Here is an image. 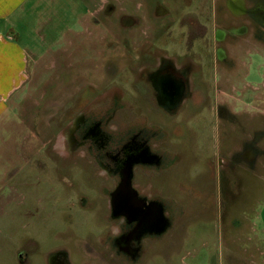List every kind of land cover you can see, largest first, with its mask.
<instances>
[{"label": "rangeland", "instance_id": "374dc122", "mask_svg": "<svg viewBox=\"0 0 264 264\" xmlns=\"http://www.w3.org/2000/svg\"><path fill=\"white\" fill-rule=\"evenodd\" d=\"M255 1H248V7ZM237 6L236 0H44L23 17L21 44L32 59L22 88L8 100V113L0 120V264H22L17 256L22 238L27 233L36 241L44 224L50 232L53 223L46 213L50 210L62 223L69 217L90 222L84 229L88 237L68 224L59 227L60 248L67 252L70 264H114L115 256L105 257L97 244L110 223V210L104 208L108 195L100 193L99 187L110 184L103 176H93L92 186L79 171V165L88 166V151L70 141L68 108L85 86L100 90V97L108 92L107 100L115 106L127 85L125 89L136 92L141 105L137 90L130 86L128 64L144 56L171 59L169 72L179 80L174 68L179 69L185 60L191 64L188 85L201 86L207 108L214 84L220 82L221 60L231 65L226 74L236 88L244 83L248 89L258 87L264 78V44H259L264 36L250 31L245 45L227 37L230 27L245 25L228 18ZM38 14L43 19L36 33ZM214 30L226 37L213 41ZM194 102L189 101L183 114H173L176 124L189 116L186 133L171 135L169 144L177 154L166 161L163 155L155 171L160 177L150 182L163 190L165 178L184 214L176 219L173 209L169 231L142 244L135 264H264V254L258 252H264L258 242L264 231V126L256 143L244 148L239 138L248 130L229 134L212 126L215 119L206 108L197 117ZM260 106L253 102L249 107L253 111ZM189 111L196 114L193 119ZM250 115L254 137L260 121L256 112ZM239 147L246 155L236 154V170L251 172L247 178L255 187L252 194L244 195L242 178L232 187L210 164L224 149L230 152ZM225 157L228 163V154ZM242 202L259 205L253 226L238 220L246 206ZM42 205L44 211L38 212ZM236 219L238 226L233 225ZM53 244L43 242L42 247L51 249ZM124 264L130 263L125 259Z\"/></svg>", "mask_w": 264, "mask_h": 264}, {"label": "flooded vegetation", "instance_id": "af4514ba", "mask_svg": "<svg viewBox=\"0 0 264 264\" xmlns=\"http://www.w3.org/2000/svg\"><path fill=\"white\" fill-rule=\"evenodd\" d=\"M236 1L238 6L229 11L228 18L231 21H243L245 25L230 27V30L226 31L227 37L237 38L236 40L242 41L244 45L248 43L245 36L250 31L258 33L262 38L264 36V0L250 2L249 8H245L242 1ZM205 35L206 32L202 31L201 40H204ZM225 37L215 30L212 33V40L215 39L216 42L222 41ZM263 40L259 41L260 47L262 43L264 44ZM170 60L162 57L157 61L144 56L143 59L133 60L134 63L131 61L128 64L131 66L129 70L132 73L130 86L137 90L141 105H138L140 102L136 99V92L125 89L127 85H124L115 106L109 104L112 101L107 100L108 92L100 97L102 93L100 90L85 86L79 91L78 99H76L78 101L75 103L74 100V104L68 108L67 125L70 141L76 148L80 147L88 151L86 153L88 166L84 169L79 165V171H83L84 176L90 178V184L93 176H103L104 180L110 184L99 187L100 193L108 195L104 208L110 210V223L108 231L100 233L97 244L100 247L99 252L105 257L114 258L115 256L114 264H124L125 259L127 263L135 264L141 245L163 235V233H156L160 229L159 213L161 218L165 217L163 202L160 201V193L163 190L153 187L150 182L152 178L160 177V172L155 171L160 168L163 155L165 161L171 155L169 144L171 135L178 137L186 133V121L189 120V116L186 115L184 120L176 124L177 120L172 121L174 113L181 111L183 114L186 112L185 107L189 101L193 103L196 99L194 104H197L195 107L197 117H201L206 108L209 115L215 119L212 126L216 125L221 130H227L229 134H234L238 129L248 130L239 138L244 148L250 147L258 139L259 134L256 133L253 137L251 133L254 127L250 112H256L255 117L260 121L259 129L264 126V78L258 87L248 89L249 86L244 83L241 88H236L226 74L231 65L228 61L221 60L220 82L214 84L212 102L207 103V108L205 91L200 89L201 86L189 87L188 85L191 80L187 72L190 71L191 64L185 60V62L182 61L179 69L174 68V73L177 70L178 75L180 74L179 80L176 76L172 77L169 72L173 65ZM135 66L137 68H134ZM253 102H259L260 108L254 107L251 111L249 106ZM188 113L192 115L190 119L196 116L194 112ZM245 152L230 154L228 163L224 165L229 164L230 169L233 168L236 171V154L245 156ZM217 161L219 164L222 163L220 158ZM75 164L77 165L74 161L72 165ZM127 170L130 171V188L142 202L127 203L122 200L113 203L114 193L123 188L122 182ZM101 171L104 173L101 174ZM115 204L133 205V210L125 213ZM40 209L44 211L43 205L38 208V212ZM46 213L48 222L52 220L53 229L49 232L47 225L44 224V230L34 237L36 241L27 233L25 234L20 245L22 250L17 255L21 258L22 264H70L67 261V252L60 248V241H58L57 232L60 226L68 224L72 230L76 229L81 232V235L87 234L86 237H88L84 229L88 227L89 221L79 222L69 217L62 223L56 219L51 210L50 214L48 211ZM104 221H108V217ZM111 227H114V230ZM43 242L54 244L51 249H48L44 245L42 247ZM68 242L71 244L72 239Z\"/></svg>", "mask_w": 264, "mask_h": 264}, {"label": "crops", "instance_id": "0c3cea01", "mask_svg": "<svg viewBox=\"0 0 264 264\" xmlns=\"http://www.w3.org/2000/svg\"><path fill=\"white\" fill-rule=\"evenodd\" d=\"M38 1L43 2L44 0H0V120L5 116L6 113H8L9 110V107L7 105L8 100L18 90L22 88L23 82H25L26 67L29 60L32 59V57H29L27 55L25 48L21 44L19 30L23 21V17L32 9L38 7ZM241 1L245 3L244 4L245 8H249L248 1L250 0H241ZM36 18L38 22L36 24V27H34V31L38 33L37 30L42 23L43 16L40 17L38 14ZM254 129L256 128H253V130ZM260 131L261 129H259V131L256 130V133H261ZM252 132L253 131L251 130V133ZM255 143L256 142L252 144ZM233 152L234 153L241 152L240 147L239 149L237 150L234 149L231 150L230 152H228V149H224L221 152V154L218 157H216V159H211L210 164L212 169L214 168L218 173H223L221 177H227L232 187L235 186L234 182L236 181V179L242 178L244 193H245L244 195H246L248 192L249 194L255 193V187L252 185L253 183H251L250 178H247V177H251V172L249 173V171H244V170H241L239 172L237 170L234 171L233 168H231L232 170L230 169L229 164L227 166L224 165L225 163H227L225 154H228L229 156ZM176 154H177L176 152L173 153L171 147V155L169 156V158L171 159L175 158ZM219 158L220 161H222V163L220 164L217 161V159ZM249 164H251V162ZM222 166L224 169L223 168L221 169ZM250 169L251 168H249V170ZM180 186H181L180 190H183L182 185ZM162 192L164 193L162 200H163L165 217L161 218L160 215L161 213H159L158 217L160 221V229L156 231V233L157 234L163 233V235H165L169 231V228L174 223V219L172 217L173 209H176L175 211L176 219H181V216H183L184 213L182 212L183 205H178L179 200L173 198L171 196V193H169L171 192V187L165 178H163ZM172 203L177 205H172ZM243 203L244 202H242V204ZM200 204L204 205L203 202H201ZM244 205H246V203H244ZM220 208H222V205H220ZM241 211H242L241 212L242 218L240 217L238 220L243 221L244 225L246 224V221H248L250 225L253 226L255 221H257V219L259 218L258 217L259 205H255V206L246 205L244 209ZM231 221L233 222V220ZM238 224L236 219V222H233V225L238 226ZM260 233L261 235H259L260 239L258 240V242H260V245L261 244L264 245V231L261 230ZM247 240L250 241L249 238ZM258 252L260 253L261 256L264 254L262 250H258ZM261 259L262 258L260 257V260Z\"/></svg>", "mask_w": 264, "mask_h": 264}, {"label": "water", "instance_id": "95a60500", "mask_svg": "<svg viewBox=\"0 0 264 264\" xmlns=\"http://www.w3.org/2000/svg\"><path fill=\"white\" fill-rule=\"evenodd\" d=\"M123 179H124V181L122 182L123 190L118 189L114 193L113 199H112L113 203H117L122 200H124V202H127V203H131V202L134 203V202H140V201L142 202V200L138 198L137 194L130 188V171L129 170H127V173L125 174ZM116 196H117V201H116ZM115 206L119 207L121 211H124L125 213L131 212L133 210V205H116L115 204ZM140 206L142 207V205Z\"/></svg>", "mask_w": 264, "mask_h": 264}]
</instances>
